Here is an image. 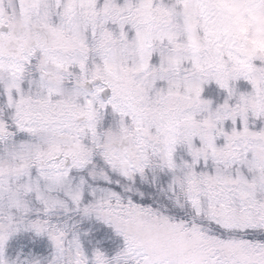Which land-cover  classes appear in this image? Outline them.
<instances>
[{
  "label": "snow or ice",
  "instance_id": "1",
  "mask_svg": "<svg viewBox=\"0 0 264 264\" xmlns=\"http://www.w3.org/2000/svg\"><path fill=\"white\" fill-rule=\"evenodd\" d=\"M225 16L0 0V264H264V55ZM86 222L121 246L86 249ZM24 234L49 255L11 256Z\"/></svg>",
  "mask_w": 264,
  "mask_h": 264
},
{
  "label": "rangeland",
  "instance_id": "2",
  "mask_svg": "<svg viewBox=\"0 0 264 264\" xmlns=\"http://www.w3.org/2000/svg\"><path fill=\"white\" fill-rule=\"evenodd\" d=\"M220 3L226 16L221 24L215 26L214 31L220 35L230 37L234 43L237 41L242 42V48L245 44L248 45L249 47L245 51L249 55H255L256 53L264 55V15L258 14L254 9L234 4L231 0H220ZM229 46L231 47V45ZM230 59L240 64L244 63L236 56H231ZM90 227L93 228L94 232L96 231V236L103 235L105 246L107 247V249H104L109 254H112L116 248L121 246V242L118 239L113 238L110 232L108 235L107 231L101 229L99 225L93 227V225L86 222L81 225V231H86ZM98 230H101V233ZM31 239V234H24L18 239L13 240L9 254L14 257L17 251L22 249L24 255H28L29 252L39 256L49 255L51 249L46 238L38 241L36 244L31 243ZM81 239L85 248L89 251H91L92 246L98 240L94 236H82Z\"/></svg>",
  "mask_w": 264,
  "mask_h": 264
},
{
  "label": "trees",
  "instance_id": "3",
  "mask_svg": "<svg viewBox=\"0 0 264 264\" xmlns=\"http://www.w3.org/2000/svg\"><path fill=\"white\" fill-rule=\"evenodd\" d=\"M98 232H100V233H101V230H98ZM107 234L109 235V232H108V231H107ZM94 237H97L98 239H101V238H102V239H103V241H104V237H103V235H97V236L95 235ZM107 240H108V238H107ZM103 245H104V248H106V249H107V247L105 246V242H104V244H103Z\"/></svg>",
  "mask_w": 264,
  "mask_h": 264
}]
</instances>
